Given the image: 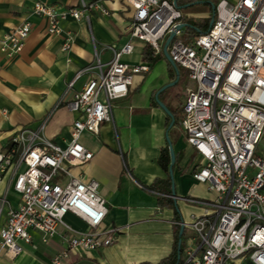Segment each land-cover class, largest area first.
<instances>
[{"label":"built area","instance_id":"1","mask_svg":"<svg viewBox=\"0 0 264 264\" xmlns=\"http://www.w3.org/2000/svg\"><path fill=\"white\" fill-rule=\"evenodd\" d=\"M77 1L78 6L68 8L39 1L32 7V14L45 19L49 37L64 36L63 51L73 44V36L63 34V21H88L91 13L110 16L103 0ZM124 1L133 11L126 26L130 40L109 47L112 57L105 69L97 59L67 86L98 70L65 104L76 115L66 145L45 139L42 125L15 133L11 146L0 153V181L10 172L6 188L20 198L12 206L6 193L0 197V213L4 210L6 217L0 252L8 257L23 250L20 241L32 243L29 229L39 231L42 242L63 229L65 247L48 264H62L72 251L100 249L116 239L118 229L104 223L108 209L98 182L74 174L93 158L80 136L97 135L101 123H112V102L125 98L133 77L148 71L147 65L123 61L133 53L132 40L161 54L183 17L174 0ZM30 29L23 22L1 37L0 51L8 58L19 54ZM183 29L167 47L171 60L192 82L185 89L177 126L199 158L192 178L206 185L213 198L200 201L201 212L191 213L187 223L179 222L192 232L181 264H264V0H218L205 33L184 42ZM68 213L87 228L72 227L65 221Z\"/></svg>","mask_w":264,"mask_h":264},{"label":"crops","instance_id":"2","mask_svg":"<svg viewBox=\"0 0 264 264\" xmlns=\"http://www.w3.org/2000/svg\"><path fill=\"white\" fill-rule=\"evenodd\" d=\"M37 1L59 8L78 6L77 0H0V38L23 22L31 24L19 54L8 58L0 51V153L11 146L15 133L22 129L35 131L42 125L45 139L65 146L76 117L65 104L98 70L84 73L71 88L68 84L80 70L95 65L97 59L104 68L112 57L109 47H120L130 40L126 26L132 18V9L124 0H103L110 16L91 13L88 21L69 19L61 23L63 34L73 36L71 49L63 51L64 36L49 37L45 19L32 14ZM195 1L182 0L177 5L195 4ZM182 23L189 22L186 18ZM132 45L133 53L124 56L123 61L147 65L148 71L135 76L125 98L112 102V123H101L97 135L83 133L80 136V142L93 153V158L74 170L83 180L98 182L108 209L104 223L118 229L116 239L100 249L72 251L62 264L156 263L171 252L175 225L181 221L187 223L191 213L201 212L200 201L213 198L206 185L192 178L199 158L186 144L182 131L177 125L168 129L170 118L156 104L155 90L148 92L149 88L143 87L153 67V62L143 60L146 44L132 40ZM164 81H172L167 62ZM158 96L170 112L178 110L171 106L166 92ZM166 133L176 156L171 180L174 195L171 196L151 189L155 180L167 177L157 164L161 148L167 146ZM9 179L10 172H7L0 181V197L6 193L9 203L15 206L20 198L11 188L7 190ZM159 197L174 199L175 206H160ZM5 218L3 210L0 229ZM65 221L75 229L87 228L84 221L71 213L65 215ZM28 231L32 243L20 241L23 250L13 258L1 251L0 264H48L52 256L65 247L62 228L47 242L41 241L39 231ZM190 232L184 227L181 238L187 235L182 255ZM241 264L250 263L243 260Z\"/></svg>","mask_w":264,"mask_h":264},{"label":"trees","instance_id":"3","mask_svg":"<svg viewBox=\"0 0 264 264\" xmlns=\"http://www.w3.org/2000/svg\"><path fill=\"white\" fill-rule=\"evenodd\" d=\"M182 0H177V4H179ZM202 1V0H199ZM212 16L209 14L207 19H200L196 22L193 23H187L186 27L183 29V41L184 42H189L191 38L197 37L200 34L205 33L208 30L209 22L211 20ZM185 17H182V21H185ZM153 56V58H152ZM164 58L163 54H158L155 55L154 51L152 50L151 47L148 45H145L143 49V60L144 61H158L160 59ZM165 59V58H164ZM167 62V61H166ZM168 67H169V77L173 81L175 79V72L171 65L167 62ZM179 70V80L182 79H187V73L184 70L183 73L180 72V68L178 67ZM166 91H162L160 94H164ZM159 94V95H160ZM155 100V99H154ZM157 104V103H156ZM173 115L174 123L173 126H176L178 124V121L182 117V107H180L177 111L171 112ZM171 121V119H170ZM175 162H176V156H175ZM174 162V164H175ZM157 164L158 166L162 169V171L166 174V179L160 180L157 179L155 180L154 184L151 186V189L153 191L162 193L163 195H173L171 192V178L169 177L168 173V168L170 164V156H169V151L167 146L161 148L159 156L157 158ZM174 167V165H173ZM158 203L160 206H175L174 199L172 198H167V197H159L158 198ZM178 230H179V224L175 225V241L172 247L171 252L161 260H159L156 263H148V262H143L140 264H181L183 261L181 259L182 255V247L177 246V235H178Z\"/></svg>","mask_w":264,"mask_h":264},{"label":"rangeland","instance_id":"4","mask_svg":"<svg viewBox=\"0 0 264 264\" xmlns=\"http://www.w3.org/2000/svg\"><path fill=\"white\" fill-rule=\"evenodd\" d=\"M187 2L188 0H184ZM231 1V0H230ZM195 4H192L189 7H186L182 9L183 15L187 18V21L189 23H193L195 19L198 17L201 19H207L208 15L211 12V5L214 4V6L217 4L218 0H202V1H195ZM199 2V3H198ZM187 4V3H186ZM183 4V5H186ZM182 5V6H183ZM183 35L181 36L182 39ZM193 38H191L189 41H191ZM183 40V39H182ZM153 58V56H152ZM165 66H166V60L162 58L159 62L153 61V67L150 70V73L148 77L146 78L143 87L149 88L148 92H151V90H155V96L157 92L164 86L168 85L172 81L165 83ZM183 69L180 68V72L183 73ZM135 79V76L133 77V80ZM186 87H192V82L188 79H182L178 81L174 86L168 87L166 91V97L171 101V106L174 108L179 109L182 107V104L184 102L185 98V88ZM158 100L161 102V97L158 96ZM156 102V99H155ZM163 103V102H162ZM173 134V131L171 132V135ZM189 232V231H187ZM192 235V232H190ZM186 235L184 234L181 238V247L182 249L185 246L186 242Z\"/></svg>","mask_w":264,"mask_h":264},{"label":"water","instance_id":"5","mask_svg":"<svg viewBox=\"0 0 264 264\" xmlns=\"http://www.w3.org/2000/svg\"><path fill=\"white\" fill-rule=\"evenodd\" d=\"M174 3L177 5V0H174ZM196 3V2H194ZM199 3V2H198ZM192 4H186V5H183V6H178L177 7L182 10L186 7H189L191 6ZM211 8L213 10V13H214V6L211 5ZM212 22H213V16L209 22V26L208 28L211 27L212 25ZM186 27V24L182 23L180 25H178L174 31L170 32V34L168 35L164 45H163V48H162V54L165 58V60L171 65V67L173 68L174 72H175V79L169 83L168 85L162 87L156 94L155 96V99H156V103L158 104V106L166 113V115L171 119L170 121V124H169V127L168 129H170L172 126H173V123H174V119H173V115L172 113L168 110V108L158 100V95L166 90L168 87H171V86H174L178 80H179V70H178V67L175 65V63L171 60L168 52H167V47L169 45V43L171 42V40L175 37V34H176V31L182 29V28H185ZM166 142H167V148H168V151H169V156H170V164H169V168H168V173H169V176L172 180L173 178V172H172V167L174 165V162H175V153H174V150H173V147H172V144L169 140V137H168V133H166ZM171 191H172V194L174 195V189H173V184L171 185ZM183 229H184V225H180L179 227V230H178V247L180 246V243H181V236H182V233H183Z\"/></svg>","mask_w":264,"mask_h":264},{"label":"flooded vegetation","instance_id":"6","mask_svg":"<svg viewBox=\"0 0 264 264\" xmlns=\"http://www.w3.org/2000/svg\"><path fill=\"white\" fill-rule=\"evenodd\" d=\"M212 5L214 6V4H212ZM214 8H215V6H214ZM213 14H214V13H213V10H212V8H211L210 15L213 16Z\"/></svg>","mask_w":264,"mask_h":264}]
</instances>
